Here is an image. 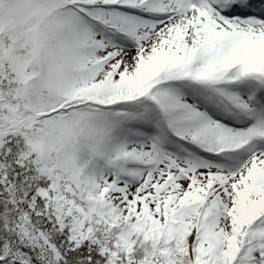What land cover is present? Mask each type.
<instances>
[{
  "label": "snow or ice",
  "instance_id": "6c2138e0",
  "mask_svg": "<svg viewBox=\"0 0 264 264\" xmlns=\"http://www.w3.org/2000/svg\"><path fill=\"white\" fill-rule=\"evenodd\" d=\"M0 264H264V0H0Z\"/></svg>",
  "mask_w": 264,
  "mask_h": 264
}]
</instances>
